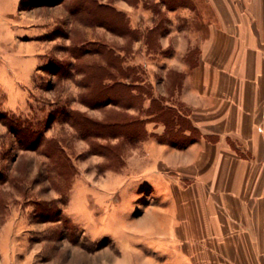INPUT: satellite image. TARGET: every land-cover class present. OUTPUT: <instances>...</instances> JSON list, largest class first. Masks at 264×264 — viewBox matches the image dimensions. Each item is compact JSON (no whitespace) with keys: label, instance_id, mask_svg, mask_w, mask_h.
Returning a JSON list of instances; mask_svg holds the SVG:
<instances>
[{"label":"rangeland","instance_id":"rangeland-1","mask_svg":"<svg viewBox=\"0 0 264 264\" xmlns=\"http://www.w3.org/2000/svg\"><path fill=\"white\" fill-rule=\"evenodd\" d=\"M155 1L0 0V264H120L130 157L152 126L165 130L159 103L187 112ZM131 80L142 86L132 105L113 85ZM182 117L169 135L179 144L198 133Z\"/></svg>","mask_w":264,"mask_h":264},{"label":"crops","instance_id":"crops-1","mask_svg":"<svg viewBox=\"0 0 264 264\" xmlns=\"http://www.w3.org/2000/svg\"><path fill=\"white\" fill-rule=\"evenodd\" d=\"M155 2L164 70L180 73L176 105L198 133L179 144L152 126L130 157L119 263L264 264V0Z\"/></svg>","mask_w":264,"mask_h":264},{"label":"trees","instance_id":"trees-1","mask_svg":"<svg viewBox=\"0 0 264 264\" xmlns=\"http://www.w3.org/2000/svg\"><path fill=\"white\" fill-rule=\"evenodd\" d=\"M162 1L166 2L167 5L171 6V5H175L178 2H181V1H186L187 2L189 0H162ZM171 3H173V4H171ZM116 11H117V13L119 15H123L124 16V12H122L121 10H116ZM158 26H159V24L156 26V28ZM154 29H155V27H152L149 30L150 31L149 33H152ZM125 30H130V27H129L128 23L126 24V29ZM149 33H148V36H149ZM117 84H122V85L128 87V89H129V93H128L129 100H128V102L129 103L131 102V97H137L139 95V93L141 92L140 88L142 86L140 84L136 83L133 80H131L129 83L128 82H121V81L113 82V85H117ZM119 99L120 98H118V100ZM157 99L158 98L151 97L152 104H155L156 102H159ZM123 104H126V102H124ZM153 114L155 116H159V117L160 116L162 117L163 115L164 116L167 115L166 119L163 118V121H164V124H165V127H166L165 131L162 134L158 135V136H159L160 140H162V141L173 142V141L170 140V136L169 135H171L172 131H174V130L175 131H180V126H181L180 121H181V119H183L182 115L180 113H178L177 111H175V109H174V107L172 105H165V104H162V103L161 104L159 103L158 111L153 112ZM74 122H79V119H74ZM117 122L119 123L120 121H117ZM131 122L140 123L139 119L132 118V117H131ZM177 126H178V128H177ZM167 130H168V132H167ZM22 135L26 137V133H23ZM174 143H177V142H174Z\"/></svg>","mask_w":264,"mask_h":264}]
</instances>
